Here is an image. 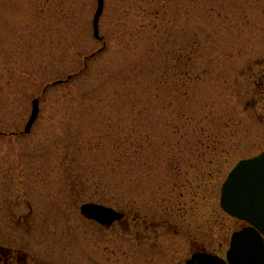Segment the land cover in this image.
Here are the masks:
<instances>
[{
	"label": "rangeland",
	"instance_id": "rangeland-1",
	"mask_svg": "<svg viewBox=\"0 0 264 264\" xmlns=\"http://www.w3.org/2000/svg\"><path fill=\"white\" fill-rule=\"evenodd\" d=\"M95 9L0 0V239L45 264H184L192 240L223 256L220 187L264 150V0H104L99 42Z\"/></svg>",
	"mask_w": 264,
	"mask_h": 264
},
{
	"label": "water",
	"instance_id": "water-1",
	"mask_svg": "<svg viewBox=\"0 0 264 264\" xmlns=\"http://www.w3.org/2000/svg\"><path fill=\"white\" fill-rule=\"evenodd\" d=\"M103 8L104 0H97L91 22L93 37L98 41ZM38 114L39 100L35 98L22 133L30 132ZM220 188L219 208L246 226L231 234L225 258L211 253H195L185 264H264V150L233 166ZM79 212L83 218L106 228L123 218L120 211L93 202L80 204Z\"/></svg>",
	"mask_w": 264,
	"mask_h": 264
},
{
	"label": "flooded vegetation",
	"instance_id": "flooded-vegetation-1",
	"mask_svg": "<svg viewBox=\"0 0 264 264\" xmlns=\"http://www.w3.org/2000/svg\"><path fill=\"white\" fill-rule=\"evenodd\" d=\"M121 213H123V218L121 219V221H119L118 223L117 222L113 223L108 228L100 226L96 222L86 220L81 215L80 216L84 220L89 221L92 224H94L95 226H98L102 229H111L112 227H114L115 224H117V225H121V227L126 231V234H128V236L131 234L130 232L132 231V229H133L134 233L138 234V236H140V237L145 236V234L143 235V233L141 232L142 230L146 229V225H145L146 223L145 222H143L142 228L141 227L137 228L135 226L136 222H133V221L130 222L131 220H134V218L131 217L128 214V212L125 213V211H122ZM30 216H31V211H29L27 215H24L22 217H17L18 218L17 223H20V222H22L21 220H23L27 224V219H29ZM19 219H20V221H19ZM231 219L234 222V231L240 230L243 228V226H246V224L242 221H239V220L234 219V218H231ZM132 225H133V227H131ZM228 246H229V244H228ZM27 249H28L27 242H24L23 240H18V238H11L10 237V238H7L5 242L2 239H0V264H45L44 259H41L37 255L29 253L28 251H26ZM227 249H228V247L225 249L224 255L220 256V253H219L220 251L219 252H217V251L213 252V251L208 250V249L206 250L204 242L198 243V241L192 240L190 242L188 256L184 260V263L188 259H190L191 256L195 253H211L213 255H217L220 258H222V257H225V253H226Z\"/></svg>",
	"mask_w": 264,
	"mask_h": 264
},
{
	"label": "trees",
	"instance_id": "trees-1",
	"mask_svg": "<svg viewBox=\"0 0 264 264\" xmlns=\"http://www.w3.org/2000/svg\"><path fill=\"white\" fill-rule=\"evenodd\" d=\"M193 36H196L195 34L193 35ZM192 36V37H193ZM193 44L195 45V44H197V42L196 41H193ZM197 46V45H196ZM196 46L194 47V49H193V51H192V56L190 55H186L184 58H182L181 57V55H179V56H177V57H174V58H176V63L177 64H182V62L184 61L185 62V64L186 65H189V64H192V57H193V55H194V52H195V50H196ZM184 59V60H183ZM51 88V87H50Z\"/></svg>",
	"mask_w": 264,
	"mask_h": 264
}]
</instances>
